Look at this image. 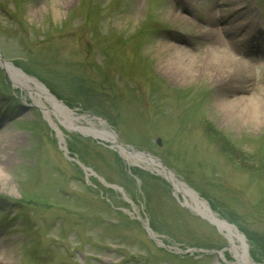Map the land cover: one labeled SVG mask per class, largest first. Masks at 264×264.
Instances as JSON below:
<instances>
[{
	"label": "rangeland",
	"instance_id": "obj_1",
	"mask_svg": "<svg viewBox=\"0 0 264 264\" xmlns=\"http://www.w3.org/2000/svg\"><path fill=\"white\" fill-rule=\"evenodd\" d=\"M217 39L237 72L227 84L202 66ZM0 54L71 114L0 66L5 263L236 264L226 233L120 142L175 173L264 264V0H0Z\"/></svg>",
	"mask_w": 264,
	"mask_h": 264
},
{
	"label": "bare ground",
	"instance_id": "obj_2",
	"mask_svg": "<svg viewBox=\"0 0 264 264\" xmlns=\"http://www.w3.org/2000/svg\"><path fill=\"white\" fill-rule=\"evenodd\" d=\"M216 14V13H212ZM177 16V14H176ZM177 18L181 19L182 21H188L186 16H183L181 14H178ZM224 18L220 15L219 17ZM213 22V21H211ZM216 23V22H215ZM199 27V26H196ZM210 27L209 34H213L214 28ZM220 36V35H218ZM222 44V40L217 39L212 43V47L210 48V51L208 53V57L204 63H202L203 69H211L212 71L215 72V74L219 77V79H225L222 80L224 84H227L230 80V77H235L237 75V72H230L231 74H226L228 71L226 69V64L228 63V56H232L227 50L224 49H219L220 45ZM169 47L171 48H176L178 47V44L169 42ZM231 49H233V45L230 44ZM217 53H223V56L225 55V59L219 61V63H214V54L216 55ZM221 55V54H220ZM182 63L176 62V61H168V63L165 65L168 69H171L173 72L177 74H173L175 77H178L180 72H176L178 69H182L181 65ZM0 65H2L9 76L13 79L15 83L18 85H21L24 88L30 89L32 91H36L38 93V100L36 102H40V99L42 97L47 98L49 101H51L54 105L55 108L58 109L60 112L66 113L68 117L71 116L69 109L58 99L56 98L55 95H53L49 87L43 83H41L39 80H37L35 77L30 76L27 74L25 71H23L21 68L15 66L11 62L3 61L2 57L0 56ZM183 65V64H182ZM230 76V77H229ZM223 77V78H222ZM69 121V126L73 129L79 128L83 133L92 135L97 138H102V139H110L111 140H116L115 135L113 134L111 130L108 129H98L96 127H91V128H85V127H77L71 120ZM102 122V120H100ZM119 144V143H118ZM118 148L124 154L125 156L132 157V158H138L140 160L146 161V163H151V164H156L161 168L163 173H165L166 177L173 183L175 189L177 191H181L184 193V195L190 196V199L186 200V203L188 206L190 205L192 208L197 210L200 214L205 216L207 219H209L212 223L217 225L220 230L224 231L226 235L230 238L231 242L233 243L234 252L235 256L237 258L236 264H257L256 262L252 261L249 257L248 253V245L246 243L245 237L243 234H241L237 228L230 223H228L226 220L220 218L217 216L209 207V205L206 203L205 200L201 199L198 194L195 192L191 191L172 171H169L165 169L164 167L161 166L160 163L156 160V158H153L149 155H142L140 153H135L132 152L129 148H127L124 145H118ZM159 170V171H161ZM151 232V231H150ZM152 234V232H151ZM237 240L240 242V244H237ZM0 264H7L5 263L1 257H0Z\"/></svg>",
	"mask_w": 264,
	"mask_h": 264
},
{
	"label": "trees",
	"instance_id": "obj_3",
	"mask_svg": "<svg viewBox=\"0 0 264 264\" xmlns=\"http://www.w3.org/2000/svg\"><path fill=\"white\" fill-rule=\"evenodd\" d=\"M0 71H1V69H0ZM79 82V81H78ZM80 83V85H81V89H82V87H84L83 85H82V83H81V81L79 82ZM83 90V89H82ZM4 103H7V104H14V105H16L17 106V108H20L21 107V102L15 97V96H10L9 98H7L5 101H4ZM16 103V104H15ZM109 120L110 121H112L111 120V118H109ZM34 123V126H36V127H38L39 129H41L42 127H41V125L39 124V123H37L36 121L35 122H33ZM224 148V147H223ZM222 148V150L223 151H225V152H231V150L232 149H230V150H224ZM261 150V149H260ZM260 150L258 149V152H260ZM235 153V152H234ZM24 196H25V194H24ZM1 197V196H0ZM24 200L22 199V201H19V202H23ZM25 202V201H24ZM23 202V203H24ZM28 202H30L31 203V200L29 201L28 200ZM34 203V202H33ZM36 204H39V203H37V202H35ZM231 219H233V218H231Z\"/></svg>",
	"mask_w": 264,
	"mask_h": 264
},
{
	"label": "water",
	"instance_id": "obj_4",
	"mask_svg": "<svg viewBox=\"0 0 264 264\" xmlns=\"http://www.w3.org/2000/svg\"><path fill=\"white\" fill-rule=\"evenodd\" d=\"M2 66V65H1ZM3 67V66H2ZM119 143V145H121V143L120 142H118ZM158 143L159 144H161V140H160V138H158ZM191 191H193L194 192V190L193 189H190ZM196 193V192H195Z\"/></svg>",
	"mask_w": 264,
	"mask_h": 264
}]
</instances>
